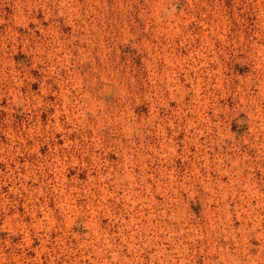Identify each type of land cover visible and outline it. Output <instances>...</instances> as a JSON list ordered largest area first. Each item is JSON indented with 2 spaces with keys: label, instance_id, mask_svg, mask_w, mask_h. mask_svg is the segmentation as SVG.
I'll return each mask as SVG.
<instances>
[{
  "label": "rangeland",
  "instance_id": "obj_1",
  "mask_svg": "<svg viewBox=\"0 0 264 264\" xmlns=\"http://www.w3.org/2000/svg\"><path fill=\"white\" fill-rule=\"evenodd\" d=\"M0 264H264V0H0Z\"/></svg>",
  "mask_w": 264,
  "mask_h": 264
}]
</instances>
